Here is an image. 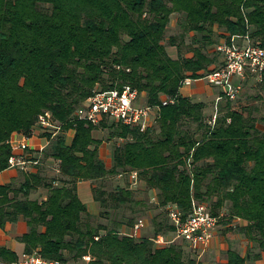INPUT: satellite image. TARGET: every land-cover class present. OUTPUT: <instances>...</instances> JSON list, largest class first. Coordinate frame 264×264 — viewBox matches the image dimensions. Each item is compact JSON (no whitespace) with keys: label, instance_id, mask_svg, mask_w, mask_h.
Listing matches in <instances>:
<instances>
[{"label":"trees","instance_id":"trees-1","mask_svg":"<svg viewBox=\"0 0 264 264\" xmlns=\"http://www.w3.org/2000/svg\"><path fill=\"white\" fill-rule=\"evenodd\" d=\"M173 16L180 34L168 37ZM218 37L232 47L251 41L264 48V0H0V173L9 168L13 136H31L40 115L49 112L64 126L48 154L60 163L58 179L45 183L33 175L19 189L0 185V227L26 220L29 232L19 239L25 254L64 262L91 255L90 264H199L177 241L157 247L152 239L123 234L149 206L129 182L111 189L106 181L134 173L158 192V209L174 204L186 218L195 203L206 204L220 222L247 221L239 231L264 252L260 106L236 110L239 99H224L213 123L203 104L180 93L188 76L219 65L221 54L211 51ZM168 45L177 48V58ZM127 85L161 107L157 127L142 132L101 123L123 142L108 168L100 158L103 141L94 137L100 126L73 120L94 90ZM259 85L264 91V80ZM163 97L174 104L162 106ZM83 181L98 182V216L79 197ZM43 184L47 199H30ZM168 219L156 217V236L175 232ZM0 257L16 262L22 256L0 248ZM245 261L229 253V264Z\"/></svg>","mask_w":264,"mask_h":264},{"label":"built area","instance_id":"built-area-1","mask_svg":"<svg viewBox=\"0 0 264 264\" xmlns=\"http://www.w3.org/2000/svg\"><path fill=\"white\" fill-rule=\"evenodd\" d=\"M217 51L222 58L219 65L208 72L199 73L196 78L188 76L182 82V88L192 86L196 81L204 80L210 86L220 90L217 98V103H219L224 99L237 101L243 95L246 85L253 81L263 82V47L253 44L251 41L237 47L222 43L218 46ZM174 102L172 98L163 97L162 106L174 104ZM160 108V106L148 105L143 95L130 85L108 91L96 89L92 96L78 108L73 121H84L99 126L107 120L127 126H138L144 132L156 123ZM216 118H213V123ZM36 127L40 129L41 135L48 138L49 145L41 147L39 149L40 156L35 159L29 153V140L35 136L34 133L31 136H25L17 145L12 139L11 144L14 152L9 160V168L28 170L33 166L40 165L47 148L64 132L63 124L54 121L49 112L40 115ZM132 179H137L136 173L132 175ZM161 209L167 213L171 225L175 227L172 242L184 241L188 243L193 252L209 247L220 224V217L213 215L206 204L195 203L192 213L186 218L174 204H168ZM143 227L144 220L140 219L135 226V231H139ZM92 261L91 255L85 256L78 262L49 260L37 252L23 254L16 262H6L0 257V264H90Z\"/></svg>","mask_w":264,"mask_h":264},{"label":"crops","instance_id":"crops-1","mask_svg":"<svg viewBox=\"0 0 264 264\" xmlns=\"http://www.w3.org/2000/svg\"><path fill=\"white\" fill-rule=\"evenodd\" d=\"M175 16H173L174 18ZM173 23V19H172ZM217 30V29H216ZM194 35V34H192ZM226 40L223 38L219 45L225 43ZM245 44V43H243ZM218 45V46H219ZM218 48V47H217ZM217 50V49H216ZM168 52L173 58H177L179 56V52L176 47H168ZM222 58H220L221 62ZM255 82V81H253ZM252 82V83H253ZM257 83V82H255ZM251 84V83H250ZM257 90V89H256ZM259 95L263 97L261 103H264V91L257 90ZM181 95L191 99L194 103H201L205 106V116L209 114L208 112L215 110L216 101L218 95L220 94V90L210 86L208 82L204 80L196 81L192 86H187L181 88ZM256 105H258L259 101H255ZM264 107V105H263ZM261 108V112H255V115L260 116L263 114L264 108ZM262 122L259 123L264 128V117H260ZM262 129V128H261ZM264 130V129H262ZM40 129L36 127L34 129L35 136L29 140L30 145V155L35 158L40 156L39 149L44 146H48V138L44 135H41ZM99 131L94 132V137L97 138L96 134ZM75 133L70 131L67 133V140L69 143L72 142ZM25 136L22 134H15L13 136V142L17 145L19 144ZM100 139V138H97ZM101 140V139H100ZM112 143L107 144L104 143L100 146V158L106 163L108 168L113 166V152L114 147H111ZM120 145V144H118ZM52 145L47 148L45 153L43 154L41 164L38 166H33L28 170H21L15 168H8L7 170L0 173V185H13L16 188H21L27 180L33 175H40L45 181V183L54 179H58L60 177V163L58 160L49 157ZM22 153V152H20ZM36 159V158H35ZM117 180H120V177H116ZM119 178V179H118ZM114 180V179H113ZM113 180L109 179L107 182V188L113 185ZM121 181V180H120ZM119 181V182H120ZM111 182V185L110 183ZM122 182V181H121ZM130 182H133L132 179ZM118 185H122L119 183ZM36 188L30 194V199L37 201H44L47 199L48 191L45 187ZM97 186L96 182L93 181H83L78 183V194L84 204H86L88 211L90 214L94 216H98L101 213V206L99 202L95 199L94 188ZM116 186V185H115ZM114 186V187H115ZM140 189L142 192L148 193L150 195V199L146 197H141L139 193H137V200L146 201L148 204V209L146 213L139 216V220H144V227L139 231H135V228H124L123 230L130 231L131 233H125L126 235L135 236L139 239L141 238H149L152 239L157 247H165L172 242L173 232H169L167 234H159L156 236L155 233V225L154 221L156 217L162 212H159L156 206L158 204L156 190L148 191L145 184L141 182ZM22 198V194L19 195ZM24 197V196H23ZM156 205V206H154ZM155 209V213L152 211ZM169 220V219H168ZM170 222V221H169ZM137 224V223H136ZM247 225V221L242 219H233L230 221L220 222L219 226L215 231V236L209 245V247L205 249H201L197 252L191 251L188 243L184 241H180L184 247L191 251L192 257H194L199 264H229V253L235 252L242 259H246L244 264H264V252H259V249L256 248L254 243L250 242V240L239 231L240 227H244ZM29 232V227L26 220L22 217L16 223H7L4 228L0 227V248H7L13 252H15L19 257L25 254L24 245L19 241L25 234ZM260 253L259 258H255V255Z\"/></svg>","mask_w":264,"mask_h":264},{"label":"rangeland","instance_id":"rangeland-1","mask_svg":"<svg viewBox=\"0 0 264 264\" xmlns=\"http://www.w3.org/2000/svg\"><path fill=\"white\" fill-rule=\"evenodd\" d=\"M180 34V30H179V27H178V16H175L174 18H173V23H171V25H170V28H169V31H168V34H167V36L168 37H171V36H174V35H176V36H178ZM218 39V41H219V43L221 42V37H218L217 38ZM219 45V44H218ZM218 45H216L215 47H213L212 48V52L213 53H218L217 52V47H218ZM169 46V45H168ZM170 47V46H169ZM212 69H214V68H212ZM203 72H205V71H203ZM259 87H260V85H259V83H255V82H253V83H251V84H248V85H246V89H245V91H244V93H243V95L241 96V98L239 99V102H237V103H235L236 105H235V109L236 110H240V109H243V107H247V105H249V104H251L252 103V105H253V107H255V101H259V103H258V105L260 106V107H262V108H264L263 107V105H264V103H262L261 105H260V103H261V100L263 99V97L261 96V95H259L256 91L259 89ZM257 89V90H256ZM257 97H260V99L259 98H257ZM143 102V101H142ZM217 102V101H216ZM221 102V103H220ZM227 103V101H222V100H220L219 101V103H216V106H215V110H213V111H210V112H208L209 114H207V120L208 121H210L212 118H215V117H217L216 115H218L217 113L218 112H220L221 113V111H220V108H221V105H225ZM249 107H251V106H249ZM261 117H264V112H263V114H261ZM110 122H112V121H110ZM112 124V123H111ZM156 127H157V125L156 124H154ZM100 126V125H99ZM260 128H262V129H264L261 125H260ZM97 131H99V133H97L96 134V136H97V138H100L102 141H103V144L104 143H107V144H110V143H112L110 146L111 147H113V146H117L118 144H122L123 142L121 141V140H119V139H116V138H114V137H112V129H110V128H102L101 126L97 129ZM115 148V147H114ZM121 178V177H120ZM114 179V180H113ZM119 179V178H118ZM131 177L129 178V176L127 177V176H124V177H122L120 180L122 181H120V180H117V178L116 177H114V178H112V180H113V185L115 186V185H118L119 183H121L122 185H125V183H127V182H129L130 183V185H132V187L136 190V192L137 193H139V195L141 196V197H146V198H148V199H150V195L148 194V193H146L145 194V192H142L141 191V187H140V185H141V181H138V180H134L133 181V179H132V181L133 182H130L131 181ZM120 181V182H119ZM138 181V182H137ZM98 183V182H97ZM110 183V185H111V182H109ZM114 186H110V188L112 189V188H115ZM138 196V195H137ZM154 206H156V205H154ZM154 213L156 212L155 211V209H153L152 210ZM159 212H162L163 214H166L167 215V213L166 212H163L162 211V209L160 208V210H159ZM139 218V217H138ZM170 220V219H169ZM123 232V234H125V233H131L130 231H125V230H123L122 231ZM126 235V234H125ZM174 236V235H173ZM174 238V237H173ZM178 243H181L180 241H177ZM187 252H188V250H187ZM189 254H192L191 252H188Z\"/></svg>","mask_w":264,"mask_h":264}]
</instances>
